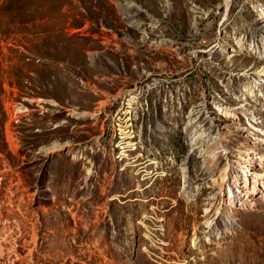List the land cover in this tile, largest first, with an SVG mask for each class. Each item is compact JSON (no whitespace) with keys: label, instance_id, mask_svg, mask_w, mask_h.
<instances>
[{"label":"rangeland","instance_id":"1","mask_svg":"<svg viewBox=\"0 0 264 264\" xmlns=\"http://www.w3.org/2000/svg\"><path fill=\"white\" fill-rule=\"evenodd\" d=\"M0 242L264 264V0H0Z\"/></svg>","mask_w":264,"mask_h":264},{"label":"bare ground","instance_id":"2","mask_svg":"<svg viewBox=\"0 0 264 264\" xmlns=\"http://www.w3.org/2000/svg\"><path fill=\"white\" fill-rule=\"evenodd\" d=\"M210 161H211V160H210ZM225 187H226V186H225ZM4 241L7 242L6 239H5ZM5 250L8 251V252H10V253H12V252L14 251V248H13L12 246H10L9 248L7 247V249H6V247H5V249H4V248H3V243L0 242V255H1V256L4 255ZM14 252H15V251H14ZM13 254H14V253H13Z\"/></svg>","mask_w":264,"mask_h":264}]
</instances>
